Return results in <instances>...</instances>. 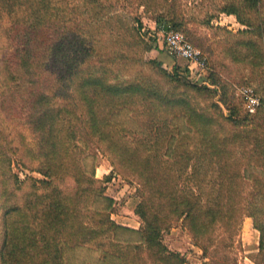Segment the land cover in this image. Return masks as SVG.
I'll use <instances>...</instances> for the list:
<instances>
[{
  "label": "trees",
  "instance_id": "16d2710c",
  "mask_svg": "<svg viewBox=\"0 0 264 264\" xmlns=\"http://www.w3.org/2000/svg\"><path fill=\"white\" fill-rule=\"evenodd\" d=\"M104 1L0 0V114L16 128L10 139L0 118V264H67L64 246L99 250L102 264H186L162 239L174 223L201 250V264H236L219 250L239 242L243 218L254 216L248 200L264 195V116L242 111L212 68L196 82L188 67L145 58L140 19L131 24ZM126 1L205 49L186 26L185 0ZM220 2L219 12L245 27L222 44L225 56L264 70V0ZM121 110L142 130L114 122ZM176 116L185 132L172 125ZM220 120L229 134L218 132ZM84 147L135 183L137 241L113 237L121 226L110 203L93 207L110 177L84 172ZM12 164L40 177L20 179ZM253 167L261 173L247 177ZM254 228L262 261L264 224Z\"/></svg>",
  "mask_w": 264,
  "mask_h": 264
},
{
  "label": "rangeland",
  "instance_id": "374dc122",
  "mask_svg": "<svg viewBox=\"0 0 264 264\" xmlns=\"http://www.w3.org/2000/svg\"><path fill=\"white\" fill-rule=\"evenodd\" d=\"M104 2L108 10L118 11L131 24H135L134 18L138 17L140 19L142 22L140 32L144 40H147L151 46L150 50L145 52V58L159 60L167 69H170L173 64L181 68L188 66L184 60H179L178 56H171L169 54L170 52L165 48L161 34L156 31V22L158 19L155 17V14L145 13L143 8L136 7L132 1L105 0ZM185 2L186 6L185 8L183 7V12L188 19L186 26L194 36L202 40L205 49L197 48L200 49L207 63V70L205 72L194 68L189 74V78L192 81L203 82L207 79L209 69L212 68L229 85L231 94L238 101L241 102L240 97L236 94V89L240 86L249 87L260 100L262 98L264 99V70H255L247 66H239L231 62L222 51V44L237 36V32L245 27L240 25L233 15L219 12L220 0H185ZM180 31L190 40L187 32ZM91 35L94 40L96 39L95 42H97L98 33L91 31ZM90 40L92 39L90 38ZM2 46H5V43L0 37V52ZM118 73L122 77L127 78L133 77L135 74L134 71L124 69L118 70ZM241 110L244 111L243 108ZM255 113H258L259 116H264V107L260 106ZM0 118L5 119L4 126L6 133L12 139L15 135L16 128L4 114L1 113ZM112 119L114 122L125 124L135 131L142 130L141 127L135 124L133 118L129 116L126 110L116 112L112 116ZM171 123L181 132H185L188 128L183 116L173 117ZM216 127L221 134H229L231 132L230 125L221 120L216 123ZM80 163L84 172L92 174L95 178L104 179L105 176L110 177L108 181L102 183L105 186L104 195L95 199L93 207L105 208L110 203V210L112 211L110 213L111 219L121 226L115 231L113 237L124 243L137 241L139 238L137 232L130 231V229L137 231L140 224L139 219L133 213L134 206L138 200L135 183L116 173L112 169L108 158L99 152L93 153L85 149L80 157ZM11 167L12 171L20 179L24 178L25 174H30L36 178L40 177L39 174L29 173L14 164ZM255 171L261 173L260 169L253 167L246 170L245 175L249 177ZM108 200H111V202ZM248 202V212L254 214L253 217H250L252 220L251 223H244L246 216L243 218L239 229V236L237 237L239 242L234 241L231 247L221 248L219 250V256L227 255L229 258L235 259L236 264H245L244 256H248L256 264H261L262 255L258 251H250L244 237L249 242H252L256 235L254 221L264 224V195L253 196ZM162 239L169 249L178 251L186 257V264H200L202 262L200 257L201 250L192 244L190 237L179 223H174L169 230L165 231L162 234ZM63 257L67 264H102L100 251L88 246H64ZM108 260L111 261L114 259L110 257Z\"/></svg>",
  "mask_w": 264,
  "mask_h": 264
},
{
  "label": "built area",
  "instance_id": "2783aa9c",
  "mask_svg": "<svg viewBox=\"0 0 264 264\" xmlns=\"http://www.w3.org/2000/svg\"><path fill=\"white\" fill-rule=\"evenodd\" d=\"M156 31L162 36L165 48L173 55L187 61L189 72L193 69L205 72L207 63L199 48L194 46L182 32L169 28L165 23L156 25ZM236 94L242 100L244 111L254 114L260 107V99L254 94L252 89L240 86L236 89Z\"/></svg>",
  "mask_w": 264,
  "mask_h": 264
},
{
  "label": "crops",
  "instance_id": "0c3cea01",
  "mask_svg": "<svg viewBox=\"0 0 264 264\" xmlns=\"http://www.w3.org/2000/svg\"><path fill=\"white\" fill-rule=\"evenodd\" d=\"M179 60H184V62H186V64H187V61L185 59L179 57ZM251 221L252 220L250 219V216H246L244 218V223H246V224L251 223ZM133 227H135V226H133ZM254 231H255L256 235L254 236V240L252 242H249L245 237H244V240L247 243V246L249 247L250 251L257 252L258 251L259 232L256 229H254ZM200 254H201V251H200ZM244 263L245 264H256L248 256H244ZM261 264H264V259L261 261Z\"/></svg>",
  "mask_w": 264,
  "mask_h": 264
}]
</instances>
